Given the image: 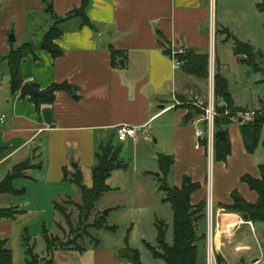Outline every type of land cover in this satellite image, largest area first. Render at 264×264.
Masks as SVG:
<instances>
[{
  "label": "crops",
  "instance_id": "crops-1",
  "mask_svg": "<svg viewBox=\"0 0 264 264\" xmlns=\"http://www.w3.org/2000/svg\"><path fill=\"white\" fill-rule=\"evenodd\" d=\"M48 1L52 2V14L45 0H0V181L10 175L14 189L0 193V208L20 211L13 218L0 219V239H8L11 249L13 243L28 242V213L45 211L42 206L59 215L55 203L70 198L64 192L71 183L64 179L65 170L92 172L100 146L108 143L111 133L118 138L119 124L152 131L161 139L164 130L157 121L172 110L174 185L181 187L185 177L191 176V181L201 184L192 194V203L205 199L208 157L205 145L197 146L196 130H206V122L204 113L195 114L185 105L206 102L207 107L210 100L215 102L218 67L229 60L239 61L233 48L232 60L222 48L219 53L215 44L209 54L211 29L216 39L225 29L234 35L230 8L219 22L217 0H87L86 13L92 24H82L78 17L60 23L63 35L55 42L63 54L54 57L36 37L55 23L53 15L65 18L79 9L83 0ZM261 4L264 8V1ZM257 7L261 9L259 4ZM11 34L15 41L10 40ZM232 35L228 34L227 40L234 41ZM25 43L31 47L22 54L24 84L49 90L67 83L71 88L56 89L52 103L38 106L31 95L11 90L6 57L11 48ZM187 49L209 54V78L196 77L182 65L176 66L177 52ZM189 111L194 112L193 125L184 121ZM228 131L232 151L227 160L215 161L212 179L218 258L226 264H251L263 255L259 264H264V222L226 207L234 204L235 195L257 202L258 193L242 176L249 173L259 178L261 160L247 152L238 122ZM23 165L27 168L15 173ZM201 221L206 224L203 232L199 230L203 248L198 250V264L206 256V217ZM95 246L96 264H129L119 257L120 250L101 248L100 241Z\"/></svg>",
  "mask_w": 264,
  "mask_h": 264
},
{
  "label": "rangeland",
  "instance_id": "rangeland-1",
  "mask_svg": "<svg viewBox=\"0 0 264 264\" xmlns=\"http://www.w3.org/2000/svg\"><path fill=\"white\" fill-rule=\"evenodd\" d=\"M263 1L217 0L219 22H221L222 14L224 15L230 8L228 16L230 17L229 23L233 24L234 28L233 31L231 30L234 33L233 37L254 47L257 53L256 62L259 65L256 69L240 59L237 62L233 61L231 57H233L234 41L227 40L228 33L224 31L219 32L216 39V34L214 36L211 29L209 54H213L215 44L219 53L222 48L225 56L232 60L222 65L220 72L228 79L229 91L236 106L250 111L247 114V112L238 110H228L226 114L230 115L235 122H238L239 118L249 121L257 113L260 115L264 113V8L257 7L258 4L261 7ZM212 25L213 17L210 26ZM219 28H222L220 24ZM190 105L194 107L195 114L205 112L206 102L199 106L190 102ZM174 114L175 110H172L157 121L158 124H162L164 130L161 139L158 135L150 133L152 131L149 132L150 137H146L141 129H138L137 136H141L138 141H130V138L122 141L117 137H112L111 133L106 142L122 147L117 163L124 165L112 171L107 181L111 189L96 201L94 209L88 211L82 203L77 185L72 182L66 184L69 186L64 190L65 196L73 199L60 203L63 212L72 215V232L64 217L57 215L55 210L47 205L42 206L46 209L45 211L38 209V211L29 212L27 218L29 241L18 246L13 243L14 264H27L29 247H32L33 253L37 254L38 260L34 262L35 264H96L97 238L101 248L111 247L122 251L129 246L138 249L144 264H165L161 258L154 256L151 248L162 251L158 243L157 223L159 221L168 226L166 230L168 243H172L174 236L173 208L171 203L166 201V192L160 189L164 179L174 185L172 177L174 172L171 170L164 175L158 159L160 154L172 155L171 151L176 148L171 126ZM190 125H193L192 122ZM199 126L202 128L203 123ZM255 154L257 159L264 161L262 142ZM207 160L209 167V159ZM73 166L75 167V164ZM83 176L85 185L91 186L93 183L91 170L83 171ZM81 214L87 218L84 217L79 223L78 218ZM205 224L206 221L199 222L201 232L204 231ZM104 225L114 227V229L106 228ZM45 229L50 235L59 236L61 243L48 248L44 236ZM63 243L70 246L61 247ZM199 243L201 250L203 241ZM124 261L130 263L128 259ZM205 263L206 256L203 255L200 264Z\"/></svg>",
  "mask_w": 264,
  "mask_h": 264
},
{
  "label": "trees",
  "instance_id": "trees-1",
  "mask_svg": "<svg viewBox=\"0 0 264 264\" xmlns=\"http://www.w3.org/2000/svg\"><path fill=\"white\" fill-rule=\"evenodd\" d=\"M47 10L52 14V2L45 0ZM87 0H83V4L79 9H75L65 18H56L55 23L47 31L46 35L40 41L41 46L48 50L54 57L63 54V49L55 42L56 39L63 35V29L60 27V23L67 21L68 19L78 17L82 24H92L86 13ZM263 8L262 6L260 7ZM230 35L232 33L229 29H225ZM233 36V35H232ZM235 46L233 52L242 62H247L254 68L258 69L259 65L256 62L257 53L254 47L247 43L242 42L234 37ZM31 44H23L19 47L11 48L8 56L6 57L9 72H10V86L13 92L20 91L24 78L21 75L20 67L22 61V54L25 50L29 49ZM167 52V51H166ZM113 61L116 62V51L112 49ZM169 53V51L167 52ZM177 59L181 62L182 69L188 74L194 75L199 78H209V54L198 53L194 49H187L182 52H178ZM63 88L70 90V86L67 83L61 85H53L48 91V94L43 97L34 98L37 105L40 106L43 103H52L55 100L54 91L56 89ZM215 106L216 116L214 119L215 130H225L227 134V140L224 141L217 136L215 137V161H225L232 151L231 139L229 137L228 127L235 122L231 119L230 115H227L228 110H238L241 112H250L248 109L237 107L235 100L229 91L228 79L220 72L218 67L215 74ZM185 107L193 109L190 104H186ZM204 113V112H201ZM263 113V112H262ZM240 133L247 152L253 154L257 151L260 143L264 146V113L262 115L256 114V116L249 120L244 121L238 119ZM206 138L203 141L206 143ZM122 147H116L112 142L102 144L97 153L98 163L92 169V185L87 186L84 183V176L81 170L75 172H69L65 170L64 179L77 185L78 193L85 208L90 211L95 208L96 201L107 191L111 189V186L107 183L112 171L116 168H121L124 165L117 163V159L120 155ZM160 167L162 173L167 175L172 169L175 158L173 155L160 154L159 157ZM23 168H27V165H23L22 170H16L15 173L21 174ZM260 177H254L253 175L246 173L242 176V181L245 182L252 190L258 193V200L255 203L247 202L244 198L235 200L233 205H227L226 207L238 211L241 213H247L249 218L255 222H264V161L259 164ZM201 188L199 182H184L181 187L171 185L164 179L160 189L166 192V201L170 202L173 208V227L174 236L172 243L167 242L166 230L168 226L159 221L157 223L158 228V243L162 251H157L154 248V256L161 258L165 264H198V250L199 241L203 238V234L199 233V222L206 217V204L207 198L203 199L197 204L192 203V194ZM12 177L9 175L4 180L0 181V193L13 192ZM72 200L73 198H68ZM66 199V200H68ZM55 209L59 215H62L70 227L72 232V215L71 213L63 212L61 203H55ZM62 209V210H61ZM80 209V208H79ZM20 212L14 208H0V219L13 218ZM80 209V213H81ZM87 216V213H86ZM80 215L78 218L79 223L86 217ZM87 218V217H86ZM109 229V227L104 225ZM102 228V227H101ZM45 239L48 243V248L52 245L61 243L59 236L50 235L48 231L44 232ZM205 236V235H204ZM28 241V237L26 239ZM97 243L99 239H96ZM64 244V245H63ZM61 247L67 246L63 243ZM29 258L27 264H35L38 260L37 254L33 253V248L29 247L27 250ZM119 257L128 259L129 264H144L141 260L138 249L125 247L122 251H119ZM35 262V263H34ZM220 264H223V260L219 259ZM0 264H14L13 251L8 247V239H0Z\"/></svg>",
  "mask_w": 264,
  "mask_h": 264
},
{
  "label": "built area",
  "instance_id": "built-area-1",
  "mask_svg": "<svg viewBox=\"0 0 264 264\" xmlns=\"http://www.w3.org/2000/svg\"><path fill=\"white\" fill-rule=\"evenodd\" d=\"M182 52V51H178ZM177 52V53H178ZM176 66L180 67L181 62L177 59ZM203 120L206 122L205 129H197L196 134L198 137L197 146L204 144L206 138L205 148L207 157L209 159L208 167V193H207V204H206V219H207V229L205 233L206 241V263L205 264H220L218 258V249L216 245V222H215V212H214V200H213V167L215 163V137L216 130L214 127V119L217 114L215 102L210 100L207 107L204 108ZM248 114V112H247ZM139 127L131 124H119L116 127V133L118 138L122 141L127 140L128 138H135L137 136ZM143 133L146 137H150L149 132L144 129ZM263 261V255L261 258L256 259L251 264H259Z\"/></svg>",
  "mask_w": 264,
  "mask_h": 264
},
{
  "label": "water",
  "instance_id": "water-1",
  "mask_svg": "<svg viewBox=\"0 0 264 264\" xmlns=\"http://www.w3.org/2000/svg\"><path fill=\"white\" fill-rule=\"evenodd\" d=\"M47 31H42L41 33L38 34V36L36 37V41L37 42H40L42 41L43 37L46 35ZM10 40L11 41H15L16 38H15V35L11 34L10 35ZM21 94L22 95H26V94H29L31 95L32 97L34 98H38V97H43L45 95L48 94V91L47 90H40L38 89L37 87L31 85V84H28V83H25L22 88H21ZM194 117V112L193 111H189L185 116H184V121L185 123H188L190 122ZM216 136L224 141L227 140V134H226V131L225 130H217L216 131ZM155 141H157V139H155ZM75 167H77V165L75 164ZM185 181L188 183L191 181V176H187L185 178ZM241 197L239 195H235V199L239 200ZM107 213V212H106ZM244 216L246 218H249V215L247 213H244ZM223 264H226V263H223Z\"/></svg>",
  "mask_w": 264,
  "mask_h": 264
}]
</instances>
